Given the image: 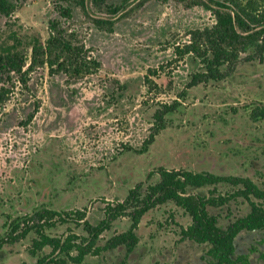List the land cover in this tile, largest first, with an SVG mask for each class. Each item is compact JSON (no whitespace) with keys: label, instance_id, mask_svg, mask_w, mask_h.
Instances as JSON below:
<instances>
[{"label":"rangeland","instance_id":"obj_1","mask_svg":"<svg viewBox=\"0 0 264 264\" xmlns=\"http://www.w3.org/2000/svg\"><path fill=\"white\" fill-rule=\"evenodd\" d=\"M139 2L140 0H128V8L117 20L112 33L98 30L79 8H74L71 26L79 31L84 45L101 63L99 72L80 80L69 81L63 76L51 77L45 70H40L31 76L28 90L16 88L10 99L0 106V237L7 231L4 226L5 215L15 218L27 212L22 208L24 198H27L26 207L41 206L42 199L38 194L42 190L40 184L46 178L59 181L62 175L60 189L66 191L65 182L69 176L67 168L71 175H74L73 168L78 172L88 173L90 169L105 166L123 145L139 147L149 133L155 109L174 101L190 80V75L200 69V64L190 57L176 61L172 47L186 44L190 30L212 25V15L201 7L188 8L176 0ZM19 3L13 19L32 28L42 40L46 39L48 21L56 17L52 0H19ZM89 15L108 17L105 12L91 5ZM6 22L4 18L0 20V33L6 30ZM256 62L254 65L257 66ZM149 70H155L156 75H149ZM146 76L150 82H147ZM252 85L253 87H248L246 84L222 81L207 87L192 88L187 92L188 99L182 101L185 113L193 112L200 119L207 107L225 109L232 105L241 107L254 101L263 103L264 98L258 92L257 85ZM37 106L38 111L28 122V115ZM239 113L236 129L227 128L220 121H210L211 129L205 125L203 128L207 132L213 131L216 136L226 131L237 135L230 146L240 151L237 154L246 159L244 164L239 165L237 158H224L225 149H221L226 141L223 140L215 141L214 144V151L222 152V157H215L211 149L206 152L209 148L205 144L198 146L195 143L201 140L207 144V133L193 132L186 124L187 126H182V130L191 135V142L196 145L189 149V163H193L191 167L195 171L204 169L221 175L248 176L262 185L264 122L251 129L254 138L247 135L243 138L247 131V123L244 121L247 120L249 111H242L241 108ZM189 141L190 139L185 143L188 145ZM176 148L173 142L155 143L156 158L149 162L140 160L138 168H135L136 163H130L122 155L118 164L124 170H111L114 174H110V184L116 187V183H125V178L128 180V169L134 173L135 169L140 171L148 163L166 165L174 154L179 155L180 150ZM203 151L205 152L202 153ZM195 161L198 163L194 164ZM52 171L55 173L51 174ZM37 177L40 180L34 181L33 178ZM135 177L133 175V179ZM86 181L85 192L79 194L78 189L68 191L66 197L74 195L75 198L69 201L70 204H67L68 201L62 203L66 209L85 208V219L95 225L103 218L104 203L115 202L119 198L113 189L105 193V182L97 181L95 176L88 175ZM227 189L225 186L220 187L221 192ZM206 192V189L200 191L203 194ZM55 196L57 200L52 202L59 204V191ZM44 203L49 205L46 201ZM248 211V204L241 199L231 202L221 212L210 209L211 213L219 215V226L222 228ZM169 212L174 213L175 222L166 219ZM189 223V218L171 205L162 206L148 212L140 222L137 231L140 240L134 252L127 255L125 249L120 247L100 256L89 255L81 264H203L201 257L205 255L208 246L179 240L177 224L186 227ZM66 227L67 225L58 226L50 233L62 235L66 232ZM128 227L129 220H118L110 231L103 233L99 244L104 245L107 239ZM34 238L36 235L31 232L19 242L3 246L6 251H0V255L8 253L9 264H35L36 257L30 254ZM245 239V235L238 239L239 252H244ZM49 252L50 249L46 247L38 255L44 256Z\"/></svg>","mask_w":264,"mask_h":264},{"label":"trees","instance_id":"obj_2","mask_svg":"<svg viewBox=\"0 0 264 264\" xmlns=\"http://www.w3.org/2000/svg\"><path fill=\"white\" fill-rule=\"evenodd\" d=\"M144 1L140 0L139 4ZM176 1L188 8L201 7L214 19V23L210 26L190 30L186 44L172 47L176 61L190 57L200 64V69L190 75V80L174 101L159 105L155 109L151 117L149 133L139 147L123 145L105 166L90 169L88 173L78 172L73 168L74 175H71L69 168H65L69 175L65 182L66 191L60 189L62 175L59 181L46 178L45 182L40 184L42 190L38 194L40 200L42 199L41 206L26 207L27 198H24L22 208L27 210L25 215L15 218L5 215L4 226L7 231L0 237V249L5 245L19 242L33 232L36 238L32 239L30 254L36 257L35 264H66L67 262L81 264L89 255L100 256L104 252L120 247H123L128 255L139 244L137 231L144 216L152 210L171 205L190 220L186 227L177 224L180 241L207 245L206 255L216 264H233L234 239L238 233L243 230L264 229V182L258 185L248 176L221 175L204 169L193 170L191 167L193 163H189V149H193L196 145L191 142V135H187L182 130V126L188 124L193 132L207 133V144L200 139L195 144H199L198 146L205 144L209 148L206 152L211 149L217 158L222 157L223 154L214 151L215 141H226L221 149H225L224 158L231 160L237 158L239 165L244 164L246 159L242 156H240L242 158L238 157L237 154L240 151L230 146L235 142L234 138L237 135L226 131L216 136V133L207 132L203 126H209L211 129L210 121H220L227 128L236 129L238 128L236 122L240 118L239 110L242 108V111H249L247 120L244 121L247 123V131L243 138H246V135L254 138L251 129L254 125L264 122V102L254 101L241 107L232 105L225 109L207 107L198 119L193 112L185 113L182 101L188 99V90L215 85L222 81L246 84L248 87H253L252 83L256 84L258 92L264 98V0ZM90 5L105 12L108 17H91ZM19 6V0H0V20L4 18L7 21L6 30L0 33V106L10 99L16 88L28 90L31 76L40 70H45L51 77L63 76L69 81L80 80L99 72L101 63L84 45L79 37V31L71 26L70 22L74 20V8H79L98 30L112 33L117 20L128 8V0L112 2L52 0L56 17L48 21L47 37L44 40L32 28H27L13 19ZM148 72L149 75H156L155 70ZM146 80L150 82L147 76ZM38 109L39 106L35 107V110L28 115V122L33 119ZM189 139L187 145L185 142ZM162 141L176 144V150H180L179 155L174 154L166 165L148 163L140 171L135 169L134 173L128 169L126 172L128 180L122 175L125 183H116L117 188L110 184V174H114L111 170L117 172L124 170V167L118 164L119 157L124 155L125 160L136 163L135 168H138L137 163L140 160L149 162L156 158L155 143L160 144ZM197 163L198 161L194 162ZM88 175L95 176L97 181H104L106 187L104 192L113 189L119 198L115 202L104 203L103 218L95 225L85 219V208L66 209L62 203L75 198L74 195L67 198L68 191L78 189L79 194L85 192ZM133 175L136 176L135 179ZM33 179L40 180L39 177ZM222 186L228 189L221 192ZM203 189L207 190L206 194L200 193ZM57 191H59V204L52 202L57 200L55 196ZM79 194L76 196L79 197ZM237 199L248 204V213L228 222L224 228L220 227L219 215L211 213L210 209L221 212L222 208ZM45 201L49 205H46ZM174 217V213L169 212L166 219L175 222ZM122 218L129 220V227L111 236L104 245H100L99 241L103 233L110 231ZM63 225H67L64 234L50 233ZM78 229L80 231H76ZM46 247L50 252L39 257L38 254ZM239 259L246 263L245 257Z\"/></svg>","mask_w":264,"mask_h":264},{"label":"flooded vegetation","instance_id":"obj_3","mask_svg":"<svg viewBox=\"0 0 264 264\" xmlns=\"http://www.w3.org/2000/svg\"><path fill=\"white\" fill-rule=\"evenodd\" d=\"M242 235L246 236V239L244 240V252H239L237 242ZM187 242L190 243L191 241ZM234 247L233 264H264V229L255 231H241L234 239ZM207 257L208 256L206 253L203 257H201L202 261H204L203 264H216L211 258ZM239 257H245L246 263L239 259Z\"/></svg>","mask_w":264,"mask_h":264},{"label":"crops","instance_id":"obj_4","mask_svg":"<svg viewBox=\"0 0 264 264\" xmlns=\"http://www.w3.org/2000/svg\"><path fill=\"white\" fill-rule=\"evenodd\" d=\"M5 252L6 251V249H4L3 247L0 249V251L1 252H3V251ZM5 253H3V255H0V261H2V263L3 264H9L8 263V258H9V254L8 253H6L5 255H4ZM36 262V261H35ZM1 263V262H0Z\"/></svg>","mask_w":264,"mask_h":264}]
</instances>
